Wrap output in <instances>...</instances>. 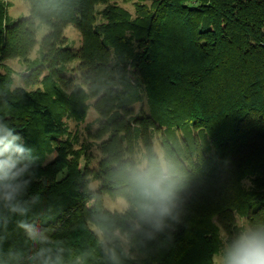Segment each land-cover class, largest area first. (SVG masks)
<instances>
[{"label": "trees", "instance_id": "1", "mask_svg": "<svg viewBox=\"0 0 264 264\" xmlns=\"http://www.w3.org/2000/svg\"><path fill=\"white\" fill-rule=\"evenodd\" d=\"M26 1L29 15L10 24L0 2V50L26 57L37 26L44 25L40 65L30 76L45 68L50 73L43 75L44 88L30 87L27 76L25 86L11 88V74L0 73V117L16 126L38 161L42 179L29 191H40L42 202L26 219L51 207V219L41 216L38 224L53 229L52 242L66 257L108 264L109 237L134 224L129 206L111 211L102 194L128 202L125 179L139 165L137 142L146 164L174 167L189 186L173 246L144 264H215L220 237L232 231L237 214L264 221V0H138L134 18L115 0ZM69 24L82 36L79 49L62 47ZM74 59L86 88L69 94L53 76L59 63ZM140 89L148 112L133 108ZM87 95L96 98L99 136L106 135L93 171L97 189L90 187L88 167L80 166L81 155L60 138L67 134L61 110L82 118ZM50 152L56 155L47 162ZM18 219L8 224L11 238L31 248L15 229ZM101 221L108 224L104 235L95 230Z\"/></svg>", "mask_w": 264, "mask_h": 264}, {"label": "clouds", "instance_id": "2", "mask_svg": "<svg viewBox=\"0 0 264 264\" xmlns=\"http://www.w3.org/2000/svg\"><path fill=\"white\" fill-rule=\"evenodd\" d=\"M37 158L26 146L16 126L0 117V264H79L70 260L52 242L53 229L39 226L41 216L33 208L42 202L40 191L30 192L36 173ZM186 177L168 164H141L128 171L124 192L135 222L108 239V264H144L153 255L169 250L174 243L177 226L182 223L188 200ZM232 231L220 237L221 246L214 253L215 264H264V221L254 222L237 214ZM15 217V229L23 232L31 248L21 247L11 238L8 224ZM104 235L106 221L97 223ZM99 240V237H98Z\"/></svg>", "mask_w": 264, "mask_h": 264}, {"label": "rangeland", "instance_id": "3", "mask_svg": "<svg viewBox=\"0 0 264 264\" xmlns=\"http://www.w3.org/2000/svg\"><path fill=\"white\" fill-rule=\"evenodd\" d=\"M114 1V0H113ZM4 5L5 14L8 23L16 21L20 17L29 15V5L26 0H0ZM115 2L125 8L134 18L137 15V2L138 0H115ZM147 4L150 0L145 1ZM105 5L100 4L97 10L100 11ZM100 19L101 17L98 16ZM48 32V28L44 25H38L36 28L35 35V46L29 52L26 57L19 56H5L0 50V73H10L12 77L11 88L23 87L26 85L25 76L32 82L28 84L32 88L45 87V83H42V78L44 74L50 73V70L45 68L43 74L38 78H31L32 69L40 65V44L43 36ZM64 43L62 47H69L71 49H79L82 44V36L79 30L74 24H69L64 29ZM80 62L78 59L72 61L59 63L57 66V75L52 76L57 79V83L69 94L72 93L76 86H81L86 88V84L83 82L82 72L80 68ZM59 77V79H58ZM139 95V96H138ZM135 100L133 102V108L136 113L141 111V108L148 112V102L147 96L143 89L136 91ZM96 98L91 95H87L86 104L87 110L82 118H77L71 114V112L66 110H61V121L67 127V134L61 136V139L69 140L72 145V150L81 155L80 166L84 168L88 167V177L90 181V187L92 189H97L99 186V181L93 176V171L98 169L99 162L103 155L100 149L101 142L104 137L99 136L100 125L102 122V117L95 107ZM184 131V130H183ZM181 131V134L184 132ZM158 135H153L154 147L157 153L162 157V150L158 141ZM55 152H50L47 154V162L54 158ZM69 158L73 156V153L68 154ZM136 161L141 164H146L143 147L140 142L136 143V147L133 154ZM245 185L250 184L249 179L244 180ZM103 205L111 210L117 212H123L128 207V202L121 196H110L107 193L102 194ZM241 215V214H239ZM243 216V215H242ZM238 218V216H237ZM97 233L100 232L95 228ZM223 234V233H222ZM215 261V259H214Z\"/></svg>", "mask_w": 264, "mask_h": 264}]
</instances>
